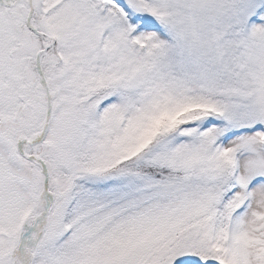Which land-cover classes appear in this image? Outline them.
Segmentation results:
<instances>
[{
  "label": "snow or ice",
  "instance_id": "6c2138e0",
  "mask_svg": "<svg viewBox=\"0 0 264 264\" xmlns=\"http://www.w3.org/2000/svg\"><path fill=\"white\" fill-rule=\"evenodd\" d=\"M0 264H264V0H0Z\"/></svg>",
  "mask_w": 264,
  "mask_h": 264
}]
</instances>
